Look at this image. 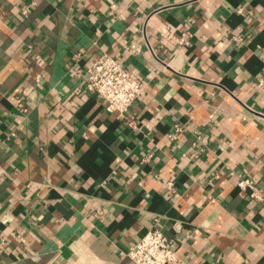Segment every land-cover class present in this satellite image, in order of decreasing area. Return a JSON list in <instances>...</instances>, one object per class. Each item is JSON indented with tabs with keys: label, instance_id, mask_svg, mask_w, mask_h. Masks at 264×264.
Returning a JSON list of instances; mask_svg holds the SVG:
<instances>
[{
	"label": "crops",
	"instance_id": "obj_1",
	"mask_svg": "<svg viewBox=\"0 0 264 264\" xmlns=\"http://www.w3.org/2000/svg\"><path fill=\"white\" fill-rule=\"evenodd\" d=\"M108 53L144 91L85 89ZM264 0H0V264H264Z\"/></svg>",
	"mask_w": 264,
	"mask_h": 264
},
{
	"label": "built area",
	"instance_id": "obj_2",
	"mask_svg": "<svg viewBox=\"0 0 264 264\" xmlns=\"http://www.w3.org/2000/svg\"><path fill=\"white\" fill-rule=\"evenodd\" d=\"M86 74L85 89L102 97L110 111L126 113L144 91L142 81L108 53H103L91 64ZM238 186L249 190L256 201L264 199V191L254 179L240 178ZM179 245V237H169L159 229H151L126 253L135 264H183Z\"/></svg>",
	"mask_w": 264,
	"mask_h": 264
}]
</instances>
